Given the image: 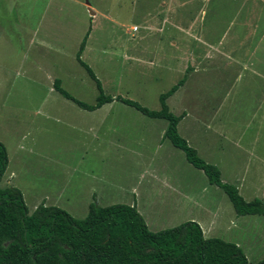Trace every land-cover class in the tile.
<instances>
[{
  "label": "rangeland",
  "instance_id": "rangeland-1",
  "mask_svg": "<svg viewBox=\"0 0 264 264\" xmlns=\"http://www.w3.org/2000/svg\"><path fill=\"white\" fill-rule=\"evenodd\" d=\"M88 1L91 7L87 0H0V141L9 158L0 187L20 188L30 212L44 202L67 210L75 218H84L89 212L84 197L92 183L104 194L89 204L131 205L137 194L152 231L187 220H200L205 225L209 210L219 213L221 224L206 237L239 241L249 264L259 263L264 259V216H238L225 191L211 184L204 171L193 166L168 138L163 140L167 120L151 118L118 100L89 111L55 90L59 79L75 98L88 104L96 102V81L77 59L89 30L81 57L101 80L107 95H121L159 110L160 95L186 73L168 56L175 50L171 46L172 26L165 32L166 38L148 37L140 45L145 32L141 13L146 8L141 2ZM147 1L151 6L156 0ZM242 1L212 0L205 7V12L218 11L223 22L212 32L223 35L225 20L242 7ZM191 5L196 9L198 1L192 0ZM200 19L198 16L204 23ZM242 20L241 15L232 32L244 31ZM135 25L138 31L133 30ZM181 35L177 32L174 38L179 40ZM205 74L207 80L214 78L213 73ZM179 88L170 100L175 114L179 101L182 107L187 103ZM228 91L225 86L221 89L222 95ZM248 98L245 95L244 102L231 110L225 108L224 123L231 131L254 134L259 130L262 121L251 119L258 104L248 103ZM185 126L182 134L198 137L185 132ZM263 145L264 135L258 137L255 147ZM202 154L221 164L225 180L237 182L245 199H264V176L254 175V169L249 168L251 164L256 169L264 166L263 156L253 158L255 152L241 150L226 140L217 150ZM259 154L264 155L263 149ZM151 176L165 179L159 182ZM178 183L189 199L177 191ZM136 185L139 192L133 191ZM183 202V209L178 208Z\"/></svg>",
  "mask_w": 264,
  "mask_h": 264
},
{
  "label": "trees",
  "instance_id": "trees-1",
  "mask_svg": "<svg viewBox=\"0 0 264 264\" xmlns=\"http://www.w3.org/2000/svg\"><path fill=\"white\" fill-rule=\"evenodd\" d=\"M89 31L77 59L96 81V102L88 104L75 98L59 79L54 83L55 90L89 111L118 100L151 118L167 120L165 137L185 153L193 166L204 171L211 184L225 191L238 216H264V199H245L238 185L225 182L219 167L202 158L179 133L184 113L172 112L167 101L184 80L160 95L159 110L121 95L105 94L101 80L81 57ZM8 165V152L0 141V182ZM0 264H249V260L237 243L206 237L194 220L152 231L136 205L123 203L101 206L92 202L84 218H75L67 210L44 202L30 212L22 190L8 185L0 187ZM257 264H264V259Z\"/></svg>",
  "mask_w": 264,
  "mask_h": 264
},
{
  "label": "crops",
  "instance_id": "crops-1",
  "mask_svg": "<svg viewBox=\"0 0 264 264\" xmlns=\"http://www.w3.org/2000/svg\"><path fill=\"white\" fill-rule=\"evenodd\" d=\"M134 1L136 5L141 2L143 7H146L141 13L142 24L146 33L144 32L145 34L142 33L140 36V45L148 37H154L157 40L166 38L165 32L170 29V26L174 29L172 32L174 37H177V32L184 34L183 37L181 35L179 40L174 37L171 39V46L173 45L175 50L168 54V56H171V61L177 63L178 66L182 65L181 69L183 68L186 72L183 77L184 82L180 87L183 96L186 95L187 103L182 107L180 101L178 102L180 108L177 115L184 113L183 119L179 122L178 130L182 134V128L186 125L185 132L198 136L182 134L189 144L201 154L202 158L204 157L207 162L220 168L222 179L227 182L223 176L221 164L210 160L206 155L204 156L203 151L217 150L222 142L226 140L236 147L239 146L241 150L255 152L253 158L257 156L264 157V155L259 154L261 149L264 152V145L261 148L255 147L258 137L264 135L262 133L264 130V0H243L241 2L242 7L236 9L225 20L227 29L223 32V35L217 34L216 31L212 32L213 29L217 30L219 22L223 24L220 21L218 11L205 12V7H208L212 0H197L198 6H196V9L192 8V0H156L151 2V6H147V0ZM90 5L89 7H91ZM147 8L149 9L146 10ZM112 10L114 8L110 9V11ZM94 13L96 12L94 11ZM208 15H210L209 18ZM241 15L244 31L232 32V28L236 21H239ZM198 16L204 23L197 20ZM187 42L190 44L188 45ZM137 46L139 47V45ZM168 59L167 57V63ZM168 67L169 65L167 70ZM204 73H213L214 78L207 80ZM224 86L228 87L229 91L222 95L221 89ZM245 95L249 97L248 103L258 104L251 119L262 121V124L258 126L259 130L255 131L254 134H248L247 131L241 134L236 133L231 131L224 123V119H226L224 118L226 116L224 114L226 112L225 108L231 110L233 105L243 103ZM171 97L168 98L167 102L172 111ZM189 119L193 122L192 124L189 123ZM188 125L190 127H187ZM166 129L162 132L163 140L166 138ZM249 168L254 169V175L264 176V166L256 169L251 164ZM155 176H151L152 180H158ZM164 179L158 181H164ZM183 179H185L184 176ZM186 179H190L189 176ZM180 183L176 186L179 192H181L179 190ZM234 183L239 185L237 182ZM133 191L139 192L137 185L133 187ZM86 194L84 199L88 201L89 211L92 203L89 204V201L92 198L95 200V197L98 200L100 194H104V192L96 186V183H92ZM182 195L183 198L189 199L186 194L182 193ZM146 196H149V193ZM97 203L102 206L99 201ZM134 204L144 216L139 208V196L137 194H135V202H131V205ZM184 205L183 202V204H177V207L183 209ZM155 211L157 212V210ZM208 214L210 219L206 221L205 225L200 220L197 221L201 225L205 236L211 235L218 228V223L221 224L219 213L215 215L208 210ZM147 224L150 228L148 222ZM162 229L165 228H157L154 231ZM235 243L241 246L239 241Z\"/></svg>",
  "mask_w": 264,
  "mask_h": 264
},
{
  "label": "water",
  "instance_id": "water-1",
  "mask_svg": "<svg viewBox=\"0 0 264 264\" xmlns=\"http://www.w3.org/2000/svg\"><path fill=\"white\" fill-rule=\"evenodd\" d=\"M87 4L90 5V2L87 0ZM92 14H95L94 11H91Z\"/></svg>",
  "mask_w": 264,
  "mask_h": 264
},
{
  "label": "clouds",
  "instance_id": "clouds-1",
  "mask_svg": "<svg viewBox=\"0 0 264 264\" xmlns=\"http://www.w3.org/2000/svg\"><path fill=\"white\" fill-rule=\"evenodd\" d=\"M135 27H136V26H134L133 28H135ZM137 29H138V28H137ZM137 29H133V30H135V31H136Z\"/></svg>",
  "mask_w": 264,
  "mask_h": 264
},
{
  "label": "built area",
  "instance_id": "built-area-1",
  "mask_svg": "<svg viewBox=\"0 0 264 264\" xmlns=\"http://www.w3.org/2000/svg\"><path fill=\"white\" fill-rule=\"evenodd\" d=\"M134 29H137V26Z\"/></svg>",
  "mask_w": 264,
  "mask_h": 264
}]
</instances>
